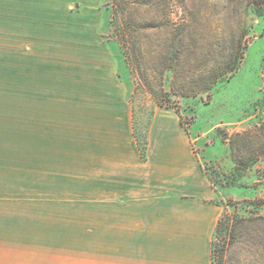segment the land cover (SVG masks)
I'll return each instance as SVG.
<instances>
[{
	"label": "rangeland",
	"instance_id": "374dc122",
	"mask_svg": "<svg viewBox=\"0 0 264 264\" xmlns=\"http://www.w3.org/2000/svg\"><path fill=\"white\" fill-rule=\"evenodd\" d=\"M112 1L75 5L94 21L56 22V33L49 32L54 22L6 19L0 6V264L23 260L24 252L29 264L103 261V245L90 241L102 229L87 227L86 198L41 180L40 133L27 117L33 46L75 50V25L93 28L119 64L138 145L155 108H174L225 212L264 215L251 203L264 197V0H130L135 32L124 49ZM260 234L255 246L240 238L223 264H264Z\"/></svg>",
	"mask_w": 264,
	"mask_h": 264
},
{
	"label": "crops",
	"instance_id": "0c3cea01",
	"mask_svg": "<svg viewBox=\"0 0 264 264\" xmlns=\"http://www.w3.org/2000/svg\"><path fill=\"white\" fill-rule=\"evenodd\" d=\"M93 2L0 0V6L6 19L54 22L49 32L56 33V22L94 21L84 7L73 10ZM74 27L75 50L37 44L25 62L35 74L27 117L30 131L40 133L41 180L86 198L87 227L102 229L90 237L103 245L102 264H212L225 205L216 201L180 114L155 108L143 157L119 64L93 28ZM24 259L14 264H29Z\"/></svg>",
	"mask_w": 264,
	"mask_h": 264
},
{
	"label": "trees",
	"instance_id": "16d2710c",
	"mask_svg": "<svg viewBox=\"0 0 264 264\" xmlns=\"http://www.w3.org/2000/svg\"><path fill=\"white\" fill-rule=\"evenodd\" d=\"M130 6V0L112 1V22L123 49L129 37H132L135 32L134 26L127 21L130 19ZM139 146L143 157H145L147 138L144 141L139 140ZM251 203L256 207H264V197L253 200ZM262 232H264V215H256L252 212L249 216H245L239 213L225 212L216 227L214 238L219 239L221 243H216L213 240L212 264H223L227 249L236 245L240 238H244L250 245L255 246L253 241L260 238ZM247 251L252 252L250 249Z\"/></svg>",
	"mask_w": 264,
	"mask_h": 264
}]
</instances>
